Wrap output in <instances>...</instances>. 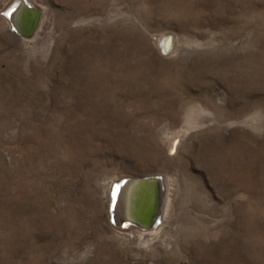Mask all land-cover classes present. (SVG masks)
I'll return each mask as SVG.
<instances>
[{
	"label": "rangeland",
	"instance_id": "1",
	"mask_svg": "<svg viewBox=\"0 0 264 264\" xmlns=\"http://www.w3.org/2000/svg\"><path fill=\"white\" fill-rule=\"evenodd\" d=\"M27 1L17 35L0 0V264H264V0ZM153 175L159 223L116 224Z\"/></svg>",
	"mask_w": 264,
	"mask_h": 264
},
{
	"label": "bare ground",
	"instance_id": "2",
	"mask_svg": "<svg viewBox=\"0 0 264 264\" xmlns=\"http://www.w3.org/2000/svg\"><path fill=\"white\" fill-rule=\"evenodd\" d=\"M37 13L35 7L27 0H14L5 14L12 23L13 32L18 35L33 29L38 22ZM163 44L164 46L169 44L168 38ZM175 146L172 145L171 149L173 150ZM162 190L163 185L159 176L122 178L115 183L111 193L112 220L121 226L133 224L143 229L155 227L162 213Z\"/></svg>",
	"mask_w": 264,
	"mask_h": 264
},
{
	"label": "water",
	"instance_id": "3",
	"mask_svg": "<svg viewBox=\"0 0 264 264\" xmlns=\"http://www.w3.org/2000/svg\"><path fill=\"white\" fill-rule=\"evenodd\" d=\"M35 10L38 12V13H37V14H38V18H37V20L39 21V17H40V14H41V13H40V10L37 9V8H35ZM37 23H38V22H36V24H35V26L33 27L32 30H28L27 33H24V35H30V34L34 31V29L36 28Z\"/></svg>",
	"mask_w": 264,
	"mask_h": 264
}]
</instances>
